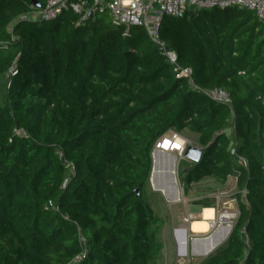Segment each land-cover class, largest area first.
<instances>
[{"label": "trees", "instance_id": "16d2710c", "mask_svg": "<svg viewBox=\"0 0 264 264\" xmlns=\"http://www.w3.org/2000/svg\"><path fill=\"white\" fill-rule=\"evenodd\" d=\"M36 1L0 0V85L9 77L0 264H158L166 221L146 186L155 142L170 129L196 133L203 149L199 162L181 159L186 188L236 174L231 233L198 264H264V24L255 11L190 10L159 27L195 85L225 90L230 106L178 77L143 26L125 35L93 0H69L95 10L81 23L71 8L24 18L46 3Z\"/></svg>", "mask_w": 264, "mask_h": 264}, {"label": "built area", "instance_id": "2783aa9c", "mask_svg": "<svg viewBox=\"0 0 264 264\" xmlns=\"http://www.w3.org/2000/svg\"><path fill=\"white\" fill-rule=\"evenodd\" d=\"M96 9L100 13H107L110 18L117 24L125 26V35L129 33L131 26H143L150 38L160 47L161 51L168 61L174 65L177 76L180 78H187L192 85L204 92L210 98L232 105L230 95L223 89H201L195 85L192 78V69L190 67H182L178 64L177 54L166 48L165 43L160 39L158 31L164 15L179 17L183 16L190 10L195 12L203 9L213 8H227L231 6H238L241 8H248L255 11L259 20L264 24V0H93ZM73 9L75 12L81 14L80 23L84 22L90 17L89 9L86 3L69 2V0H46L44 7L40 10L32 11L24 16L29 20H44L49 21L57 17L63 10ZM2 47L7 49L8 45L2 42ZM14 73V72H12ZM170 131V132H168ZM161 135L155 142L152 150L154 157L155 151L161 150L163 152L178 155L182 158L190 140L187 139L182 132L176 129H170ZM80 243L83 247V255H86V239L80 234ZM243 264V263H241Z\"/></svg>", "mask_w": 264, "mask_h": 264}, {"label": "rangeland", "instance_id": "374dc122", "mask_svg": "<svg viewBox=\"0 0 264 264\" xmlns=\"http://www.w3.org/2000/svg\"><path fill=\"white\" fill-rule=\"evenodd\" d=\"M8 75L0 85V103L4 101L7 93ZM233 128L229 126L228 132L232 134ZM170 132V131H168ZM191 144L197 145L193 141ZM175 159L176 165V186L181 197L179 201L170 200L161 190L155 188L153 181L146 186V198L151 203L155 211L165 219L166 223L159 234L164 244V249L158 256V264H198L207 254L194 252V243L198 240L199 245L205 248L201 241L211 238L218 233L221 228L228 227L227 233L220 241L217 249L228 238L233 228V224L238 215L237 201L233 199L237 193L236 174L231 175L226 182L209 177L200 182L192 183L188 188L179 180V170L183 167L182 157L166 153ZM188 161H190L188 159ZM210 202L217 210L216 217L211 221L212 230L205 235H193L189 225L193 218H202V213L208 206L199 203ZM187 229V231L185 230ZM185 231V241L183 240ZM187 238V239H186ZM214 249V250H215Z\"/></svg>", "mask_w": 264, "mask_h": 264}, {"label": "bare ground", "instance_id": "6f19581e", "mask_svg": "<svg viewBox=\"0 0 264 264\" xmlns=\"http://www.w3.org/2000/svg\"><path fill=\"white\" fill-rule=\"evenodd\" d=\"M162 151L157 150L155 151L154 158H155V170H154V177H153V184L155 188L161 190L170 200L172 201H179L181 194L177 186H174L170 188V186H161L158 183L157 175L161 173L164 169L167 170V163L174 164L175 159L173 157L168 156L169 158L165 163H163L161 160ZM172 172V168L170 169ZM167 172V171H165ZM169 172V171H168ZM176 183V180H175ZM217 210L215 207H207L205 208L203 212L202 218H193L191 220L189 229L193 235H205L206 233H209L212 230V224L211 221L215 219ZM228 227L221 228L218 233L213 235L211 238L204 239V241H201L205 244V248H202L198 240L194 243V252L198 254H207L210 253L212 250H214L220 243V241L224 238L225 233H227ZM183 240L185 241V231H183ZM187 239V238H186Z\"/></svg>", "mask_w": 264, "mask_h": 264}, {"label": "water", "instance_id": "95a60500", "mask_svg": "<svg viewBox=\"0 0 264 264\" xmlns=\"http://www.w3.org/2000/svg\"><path fill=\"white\" fill-rule=\"evenodd\" d=\"M32 3L37 5L38 7H41V4L36 1V0H32ZM89 15L93 16L94 13L93 11H89ZM160 50L162 51L163 48H160ZM166 152L162 151V155H161V160L163 163H165L167 161V159L169 158V155H165ZM203 154V149L201 147H199L198 145H194V144H189L185 150L184 156L189 159L192 162H199L201 157ZM172 168V172L171 169ZM154 170H155V158L153 157V167H152V171H151V176H150V181L152 182L153 177H154ZM167 171V172H165ZM169 171V172H168ZM177 178L176 175V165L171 164L170 162L167 163V170L164 169L163 171H161V173H159V175H157V180L158 183L165 187V186H170V188L176 186L175 180ZM138 194H139V190H137ZM187 231V229H185ZM214 250H212L210 253H207V255L211 254Z\"/></svg>", "mask_w": 264, "mask_h": 264}, {"label": "crops", "instance_id": "0c3cea01", "mask_svg": "<svg viewBox=\"0 0 264 264\" xmlns=\"http://www.w3.org/2000/svg\"><path fill=\"white\" fill-rule=\"evenodd\" d=\"M182 134H183L187 139H189L190 141H193L194 143H196V140H197V134H196V133H194V132H192V131L186 129V130H183V131H182ZM209 177H210V176H209ZM209 177H205V178H203L202 180H204V179H206V178H209ZM212 178H214V177H212ZM202 180H200V181H202ZM200 181H198V182H200ZM194 183H196V182H194ZM202 216H203V213H202Z\"/></svg>", "mask_w": 264, "mask_h": 264}]
</instances>
